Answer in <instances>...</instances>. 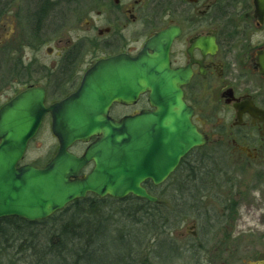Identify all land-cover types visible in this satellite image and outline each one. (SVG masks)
<instances>
[{
  "label": "flooded vegetation",
  "instance_id": "flooded-vegetation-1",
  "mask_svg": "<svg viewBox=\"0 0 264 264\" xmlns=\"http://www.w3.org/2000/svg\"><path fill=\"white\" fill-rule=\"evenodd\" d=\"M59 2L0 0V97L16 86H24L23 91L43 88L49 107L75 94L86 73L98 62L122 55L135 59L144 51L153 54L146 49L151 40L162 33H169V38L175 35L169 46L170 67L191 72L181 87L183 101L193 110L192 122L207 144L192 150L164 184L146 183L155 187L153 196L165 202L154 205L171 207L173 194L183 185L199 192L200 203L193 206L198 210L190 215L197 216L196 221L190 226L183 227V222L179 227L164 229L167 248L159 252L163 256L156 257L149 249L148 257L138 262L135 248L127 259L118 260L121 264H241L235 261L234 249L242 242L235 241L226 224H231L229 220H233L232 213L238 207L230 200L232 190L227 187L234 179L226 175L239 166L258 165L264 170V0H94L86 11V36L77 42L68 39L66 44L60 37L74 29L69 19L53 16ZM15 22L25 28L21 34H13ZM28 26L32 51L43 48L47 36L56 46L54 53L49 50L56 58L51 67L36 57L31 61L30 66H36L31 79L34 76L37 82L28 80L26 59L12 60V56L28 49ZM204 40H214L217 51H208ZM23 91H16L13 98ZM154 111L150 92H145L133 104H113L108 117L120 122ZM88 146L75 144L71 153L81 157ZM56 154L45 165L33 166L45 168ZM92 169L91 163L79 178L84 179ZM179 169L186 170V175L192 172V176L173 177ZM163 192L168 200L160 199ZM96 199L108 198L88 195L84 200ZM207 199H211V205L205 206ZM218 204L223 206L219 211ZM201 221L205 226H200ZM28 260L24 258L23 263L32 264ZM243 264H264V260Z\"/></svg>",
  "mask_w": 264,
  "mask_h": 264
},
{
  "label": "water",
  "instance_id": "water-1",
  "mask_svg": "<svg viewBox=\"0 0 264 264\" xmlns=\"http://www.w3.org/2000/svg\"><path fill=\"white\" fill-rule=\"evenodd\" d=\"M174 36L162 33L151 40L146 49L153 54L98 62L77 92L61 102L47 107L46 91L29 88L0 109V219L44 221L90 194L165 204L144 184H164L192 150L207 144L183 101L181 87L191 72L170 67ZM204 44L217 51L214 40ZM145 92H150L154 112L120 122L108 117L113 104H133ZM47 114L59 144L56 156L43 169L19 166ZM77 143L89 144L81 157L71 153ZM91 163L92 171L80 179Z\"/></svg>",
  "mask_w": 264,
  "mask_h": 264
},
{
  "label": "rangeland",
  "instance_id": "rangeland-1",
  "mask_svg": "<svg viewBox=\"0 0 264 264\" xmlns=\"http://www.w3.org/2000/svg\"><path fill=\"white\" fill-rule=\"evenodd\" d=\"M59 1L61 2V5L59 6V9L56 10V12L53 14V16L69 19L70 22L68 24L71 25V29H74V31L71 30L67 35L60 37L62 44H66L68 42V39H72V41L76 42L80 41L86 36V22L84 20L88 17L86 11L87 9H89V4L93 3L94 0ZM24 29L25 28L22 26V24H20V22L17 24L15 22L12 27V32L13 34H21ZM27 34L28 49L24 54H21L22 56H12V60L19 61L20 58L26 59L28 64V80L30 82H37L34 76L31 79V76L33 75L35 71L34 69L36 67L30 66L31 61L36 57V59H40L41 62L47 67H51L53 61H55L56 58L55 56H51L49 50H52L54 53V51L56 50V46L55 43L51 41V37L47 36L44 38L42 46L43 48L37 51H32L33 48L31 47V44L33 42V39L30 37V26H28ZM13 71L17 72L18 69H15ZM24 89V86L19 88L18 86H16L15 88L13 87V90L11 92L0 97V107L9 99L13 98L17 94V92L23 91ZM58 147V140L53 135L51 130V117H46L38 135L29 144L28 151L23 163L40 166L45 165L56 154V152L58 151ZM226 177H231L234 179L233 181L229 182L231 184L227 185V187L232 190L230 195L233 196V198L230 200L235 202V206L238 204L237 208L234 206L235 210L232 213L233 220L228 219L231 224L226 223L228 227L233 231L234 236L236 237L235 241L242 242L234 249L235 261L241 262V264H243L244 262H251L252 259L264 260V170L261 169L258 165H252L250 167L239 166L235 169L230 170ZM210 201L211 199L205 200V206L209 205L211 203ZM109 205H111V209H107L106 212L102 214L103 216L114 214L122 208L119 203L113 201H109ZM221 208H223V206L218 204L217 210L219 211ZM196 217L197 216H189L187 217V220L184 219L185 224L183 225V227L190 226L195 223ZM119 219V222H121L120 225H118L117 220H113V218L104 220L101 219L102 222L100 221L101 228L105 232H107V235L110 239L101 240L99 242V245L97 244L99 247H93V250H97L95 254H97L98 256L99 253V255L101 256V259H98L99 263L105 261L113 262L117 257H122L123 260L127 259L128 255L131 252H129V250L137 248L139 243L141 248L137 256V261L141 262L143 258L148 257L147 252L149 251V248L153 250L156 249L153 248V246L156 245V241L157 243L160 241H164V235L160 234L154 237L157 238L156 240H154V238L151 240V235L149 236L145 232H142V234H140V236L144 234V237H140L138 235V228L131 227L130 222L125 221V219L123 218ZM199 224L200 226H205V221H201V223ZM123 233L126 234V241H131L132 245L128 243H120L119 241H117L118 235H121ZM134 238H136V241ZM36 241L38 245L45 244V242H43L42 240V237L38 238ZM1 244L5 246V243L1 242L0 246ZM128 248L130 249L128 250ZM101 250L103 255L101 253ZM212 251V249L208 250V253ZM28 254L31 256L30 253ZM155 256L157 257L163 255L159 253ZM23 257L24 256H18L15 251L9 249V251L4 253V256L2 255L0 257V264H24ZM150 259H152V257H150ZM35 260V257H32L29 258L27 262L35 264ZM116 263L119 264L118 262Z\"/></svg>",
  "mask_w": 264,
  "mask_h": 264
},
{
  "label": "trees",
  "instance_id": "trees-1",
  "mask_svg": "<svg viewBox=\"0 0 264 264\" xmlns=\"http://www.w3.org/2000/svg\"><path fill=\"white\" fill-rule=\"evenodd\" d=\"M47 14L48 11L45 8L43 11L44 18L47 17ZM186 172L184 169H179L173 177L192 176V172L187 175ZM180 187L183 189L174 193L170 200V203L172 202L171 207L154 205L131 196L121 201L110 198L79 200L52 218L34 223L17 217L0 219V243H5V246L2 244L0 246V257L11 249L18 256H24L23 258L35 257L39 264H115L116 262L121 264L118 260L120 258H116V261L113 262L99 263L98 259H101V256L99 253L97 256L95 254L97 250H93V247H99L101 240L107 239L105 238L107 232L101 228V219L117 218L118 225H120L119 218H123L130 222L131 227L138 228L139 236L145 232L147 235H151V240L158 234L165 235L164 229L166 227L181 226L187 217L195 214L194 212L198 210L193 206L200 203L199 192L191 189V186L183 185ZM145 188L149 193L155 195V187L152 184L146 183ZM159 197L161 200H168L164 192ZM109 201L117 202L122 206L118 210V215L108 214L103 217L96 214L98 211L111 209ZM40 237L45 242L44 245H38L36 240ZM140 237H144V234ZM134 239L136 241V238ZM156 239L154 238V240ZM117 241L132 245L131 241H126V234L124 233L118 235ZM140 248L139 243L138 253ZM153 248H156L154 251L159 254V252L166 250L167 246L164 241L158 243L156 241ZM134 250L130 249L129 252Z\"/></svg>",
  "mask_w": 264,
  "mask_h": 264
}]
</instances>
